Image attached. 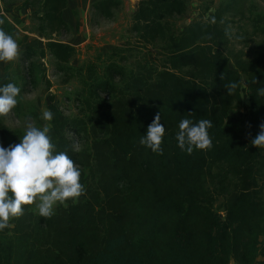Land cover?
<instances>
[{"label": "trees", "instance_id": "obj_1", "mask_svg": "<svg viewBox=\"0 0 264 264\" xmlns=\"http://www.w3.org/2000/svg\"><path fill=\"white\" fill-rule=\"evenodd\" d=\"M25 3L43 11L37 31L48 39L46 48L23 51L25 79L33 88L50 86L40 60L50 55L58 71L67 73L75 54L71 44L53 37L70 30L63 18L69 0ZM112 3L102 0L95 8L106 11ZM185 9V0H142L133 29L156 54L132 56L131 70L112 63L103 77L97 68L82 69L88 149L75 150L68 136L69 130L85 132L87 123L49 106L48 134L55 150L80 168L85 192L48 218L22 205L23 214L0 232V264H264V148L250 143L264 123V96L257 93L264 87V49L253 57L230 49L229 5L174 30L169 19ZM252 23L264 36V17ZM0 30L15 35L3 18ZM8 82L18 85L10 73L2 83ZM231 82L237 87L229 93L225 85ZM243 105L246 138L227 125L230 113ZM157 113L165 126L162 154L138 142ZM182 118L212 121L211 149L189 155L176 146ZM21 136L2 131L0 145ZM220 200L223 214L215 207Z\"/></svg>", "mask_w": 264, "mask_h": 264}, {"label": "rangeland", "instance_id": "obj_2", "mask_svg": "<svg viewBox=\"0 0 264 264\" xmlns=\"http://www.w3.org/2000/svg\"><path fill=\"white\" fill-rule=\"evenodd\" d=\"M8 2H23L24 0H7ZM102 0H69L67 18L70 30L57 36L75 48L73 59L68 64L67 73L58 71L54 57L47 55L40 61L46 68V76L50 86L40 83L33 88L25 79L26 63L22 60V52L11 61L6 73H10L18 82L21 90L20 99L17 105L7 115L1 117L0 132L5 130H17L23 135L26 123L30 122L37 127L47 126L49 121L42 119V112L49 110L51 104H55L70 119L84 120L87 123V130L76 134L71 130L68 136L73 147L79 150L88 149L91 144L90 118L86 107L82 104L81 73L82 69H96V74L106 76V69L112 63L125 66L127 70L133 68L135 58L132 56H143L156 49H146L137 39L133 29L134 13L142 0H113L108 10L96 9V5ZM186 9L173 15L169 21L174 30H180L188 24L204 20L208 14L214 12L220 5H229L231 9L225 14L226 28L229 30L230 49L235 52H242L244 57H253L264 49V36L253 28V19L258 16L264 17V0H185ZM234 6V7H233ZM35 19V18H34ZM264 24V23H262ZM34 29L37 26L29 25ZM17 44L20 42L15 38ZM19 48V45H18ZM143 50V51H142ZM150 51V52H149ZM142 52V53H141ZM153 58L157 55H153ZM241 80L247 84V78L242 75ZM102 98L108 99L106 93H100ZM246 91L244 92V96ZM245 102L247 97L244 98ZM246 104V103H245ZM247 106L233 110L227 120L228 126H234L241 133L243 138L248 136L243 122L247 112ZM20 142V139L17 143ZM16 144V143H15ZM261 184L264 188V172L261 177ZM264 193V189H263ZM57 204L55 211L60 206ZM221 200L216 204V209L222 214ZM31 210L37 214L35 202L30 205ZM54 211V212H55ZM229 264H236L231 261Z\"/></svg>", "mask_w": 264, "mask_h": 264}, {"label": "clouds", "instance_id": "obj_3", "mask_svg": "<svg viewBox=\"0 0 264 264\" xmlns=\"http://www.w3.org/2000/svg\"><path fill=\"white\" fill-rule=\"evenodd\" d=\"M211 22L215 23L214 17ZM225 33L230 34L227 28ZM17 55L16 39L0 30V62L13 61ZM236 87L234 82L225 85L229 93ZM20 91V87L12 82L0 83V116L7 115L17 105ZM257 93L264 96V87H260ZM42 119L51 121L53 113L44 110ZM211 127L212 121L209 119L193 122L182 118L175 132L176 146L189 155L194 150L211 149L212 139L208 132ZM259 129L250 143L264 148V123L259 125ZM48 133L46 125L37 127L28 122L19 143L7 147L0 145V232L11 227L12 218L23 214L22 205L35 202L37 214L48 218L54 215L57 204L76 201L85 192L80 182V168L66 152L55 150ZM164 134L165 126L161 123L160 113H157L138 142L152 152L162 154Z\"/></svg>", "mask_w": 264, "mask_h": 264}, {"label": "crops", "instance_id": "obj_4", "mask_svg": "<svg viewBox=\"0 0 264 264\" xmlns=\"http://www.w3.org/2000/svg\"><path fill=\"white\" fill-rule=\"evenodd\" d=\"M25 2L26 0L23 2L0 0V19H6L15 29V35L13 34L12 36L20 40L18 43V52L20 53H23L28 46H35L40 49L46 48V43L48 42V39L37 31L39 26L37 18L43 15V11L39 8L31 7ZM67 9L68 7L63 12V18L68 23ZM34 18L37 21V26L32 29L29 25H34ZM69 26L70 28L72 27L71 24ZM57 36L60 37V35L53 34L55 39H57ZM57 40L62 41L59 38ZM10 62H0V83L3 82L4 77L7 75L6 68Z\"/></svg>", "mask_w": 264, "mask_h": 264}]
</instances>
